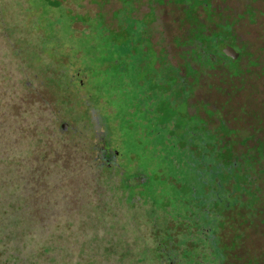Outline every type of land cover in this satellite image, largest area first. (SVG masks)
Masks as SVG:
<instances>
[{
    "label": "rangeland",
    "instance_id": "374dc122",
    "mask_svg": "<svg viewBox=\"0 0 264 264\" xmlns=\"http://www.w3.org/2000/svg\"><path fill=\"white\" fill-rule=\"evenodd\" d=\"M201 32L212 52V39L234 34L237 59L206 63L190 49ZM4 125L12 145L39 127L57 163L42 207L55 225L26 242L19 264H166L175 253L196 264L180 241L197 235L172 214L200 207L205 226L228 208L217 227L232 253L264 231V0H0ZM102 137L119 152L121 186L148 178L145 213L98 167Z\"/></svg>",
    "mask_w": 264,
    "mask_h": 264
},
{
    "label": "trees",
    "instance_id": "16d2710c",
    "mask_svg": "<svg viewBox=\"0 0 264 264\" xmlns=\"http://www.w3.org/2000/svg\"><path fill=\"white\" fill-rule=\"evenodd\" d=\"M209 36L201 32L190 49L197 50L206 63L215 65L214 68L218 58L220 59L218 63L224 67L227 66V61L236 60L225 56L220 49L222 46L240 49L241 46L237 45L234 34L233 38L230 39L231 41L224 36L218 37L217 40L212 39L214 40L215 52L206 49L202 43ZM168 69L173 72L176 68L169 65ZM180 78L182 76L178 70V73L175 72L174 77L170 79L176 83L179 82ZM18 126L20 125L18 124ZM36 131L39 134V127L35 126V129L32 130L33 134L29 135L28 138L26 137L23 142L20 141L23 136L19 135L12 145L13 140L9 137L10 134L6 133V126H0V135L4 136L2 147H0V250L4 249L3 254H7L6 258L0 261L1 264H8V261L19 264L23 251L26 252V255L31 256L32 253H28L26 249V242L29 240L35 242L39 238V234H43V231L47 230L48 227L55 225L57 215L43 212L42 207L46 208L48 203L52 201L50 195H53L54 190L51 189L55 185L45 187L46 183L51 184L49 181L52 180L57 163L47 160L49 151H51L48 147L49 144L38 140V134L35 136ZM18 133L22 134L19 131ZM25 142L26 147L23 148L22 145ZM44 149L45 151L49 150L47 154L43 151ZM43 167L48 168L44 170ZM46 191L50 193L46 199L47 203L44 199Z\"/></svg>",
    "mask_w": 264,
    "mask_h": 264
},
{
    "label": "flooded vegetation",
    "instance_id": "af4514ba",
    "mask_svg": "<svg viewBox=\"0 0 264 264\" xmlns=\"http://www.w3.org/2000/svg\"><path fill=\"white\" fill-rule=\"evenodd\" d=\"M98 124H101L99 119ZM91 149L92 151H96L99 155L96 160L98 167L102 170L110 172V176H116L117 183L122 194L124 193V190L131 191V193L133 194V196H131L132 199L130 198L131 200L129 199V201L127 202L132 203L135 211L138 210L137 208H140V210L145 213L146 210H144V208L145 206L149 208L151 206V201H140V198L137 196V193H140V191L142 190V186L146 185V183L148 182V178L142 175L140 172H136L133 177H129L130 179L124 181L125 184L123 183V185L121 186V184H119V180L120 176L123 175V171L118 166L119 152H116L115 149L107 145L105 137H102L99 140L98 145H96L95 148L92 147ZM122 187L125 189H123ZM219 210L220 213H215L216 209L212 210V215L214 216V218L209 224V226L204 225V223L208 220V217L210 216V212H206L207 210L205 207H200L196 209V215H194L192 212H186L184 215L172 214L174 220L177 219L181 223L185 224L190 223L192 234L194 235L196 233L197 235V238L193 240H191L190 238H185V240L182 239V241H180L182 243L181 250L190 249L189 244L194 245L192 249H196V253L195 255H193L194 261L192 262L196 264H240L242 263V261L239 260L243 259L245 252L249 253L255 258L264 256V231L255 235L247 234V236L242 240V245L238 247L239 249L235 250L232 253H230V251H227L226 249H223V247L229 248L230 243L227 242L228 240L225 238L227 233L223 232L224 226L222 225L220 231L217 225L218 223L223 222L225 220L224 217L229 215V210L225 207L219 208ZM216 214L219 215L216 216ZM253 237L255 238L253 239ZM258 239H261V243H263L262 246L258 243ZM176 241L178 240L176 239ZM192 241H194L195 243H192ZM253 242H255L254 244H256L255 250L250 249V245L253 244ZM174 255L176 256L175 261L172 258L167 257L165 263H188V261L185 259L180 260L178 253H175Z\"/></svg>",
    "mask_w": 264,
    "mask_h": 264
},
{
    "label": "water",
    "instance_id": "95a60500",
    "mask_svg": "<svg viewBox=\"0 0 264 264\" xmlns=\"http://www.w3.org/2000/svg\"><path fill=\"white\" fill-rule=\"evenodd\" d=\"M220 49L225 56H227L233 60L237 59L238 54L236 53V51L233 48L228 47V46H222Z\"/></svg>",
    "mask_w": 264,
    "mask_h": 264
}]
</instances>
